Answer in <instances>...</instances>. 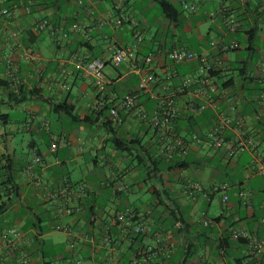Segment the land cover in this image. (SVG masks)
Returning a JSON list of instances; mask_svg holds the SVG:
<instances>
[{
	"label": "crops",
	"instance_id": "0c3cea01",
	"mask_svg": "<svg viewBox=\"0 0 264 264\" xmlns=\"http://www.w3.org/2000/svg\"><path fill=\"white\" fill-rule=\"evenodd\" d=\"M161 1L181 8L176 22L165 16ZM182 1L197 11L185 12ZM3 9L11 16L0 18V264H20L22 254L29 264H108L109 256L129 264L136 249L157 245L150 236L127 238L113 224L124 208L165 230V260L152 254V264H264V253L256 256L232 238L238 230L264 238V200L244 190L253 180L264 186V175L252 165L257 154L264 158V72L258 66L264 60V0H0ZM11 32L16 41L9 40ZM231 42L234 50L222 49ZM122 49H131L132 57L116 64L113 55ZM173 49L219 58L223 66L213 79L219 93L208 99L194 96L193 88L180 93L181 81L198 80L204 72L198 60L172 65L166 55ZM94 59L105 64L103 91L84 70ZM149 73L154 83L140 91V75ZM131 93L135 106L123 110ZM170 93L178 117L166 129L154 128L150 119ZM65 103L74 107V118L58 110ZM217 114L232 119L220 129L226 142L220 149L211 147L210 136ZM239 120L256 151L230 157ZM112 138L124 142L126 151L114 149ZM174 138L184 141L187 153L165 158L166 141ZM35 154L41 157L34 169L41 186L24 172ZM116 182L127 186L121 195L113 191ZM224 183L228 203L213 192ZM65 189L72 193V214L59 211L64 198L49 197ZM216 194L219 208L212 204ZM9 228L22 233L10 238L12 244L3 237ZM226 238L230 245L220 250ZM190 244L196 250L187 255ZM85 251L90 255L83 258Z\"/></svg>",
	"mask_w": 264,
	"mask_h": 264
},
{
	"label": "built area",
	"instance_id": "2783aa9c",
	"mask_svg": "<svg viewBox=\"0 0 264 264\" xmlns=\"http://www.w3.org/2000/svg\"><path fill=\"white\" fill-rule=\"evenodd\" d=\"M20 3H23L24 0H18ZM28 2L34 1V0H27ZM182 7L185 11H188L189 13H195L197 11V6L195 5H188L185 1H182ZM11 16V11L8 9H3L0 11V18L6 17L9 18ZM47 25V22L44 21L37 25V31H42L45 26ZM77 26L74 25L73 29H76ZM62 38H66L67 35L65 33H62ZM9 40L16 41L17 34L14 32H11L8 36ZM212 46H215L214 43H211ZM236 47V44L234 42H231L227 47H223L222 49L225 51L228 50H234ZM132 50L131 49H122L119 51H116L113 55V59L116 64H120L124 62L127 59H130L132 57ZM34 58H36L38 55L34 54ZM167 59L172 65H180L186 62L198 60L201 68L204 72V76L198 80H192V79H184L181 81L178 91L180 93L187 91L190 88H193V94L196 97L201 98H207L209 97V94L219 93L220 89L213 81L214 78L210 76L211 72H217L218 70L222 69L223 63L219 58L214 59L213 61H208L204 57H198L191 51H187L185 49H173L166 55ZM152 55L145 58L144 62L145 64H150L152 61ZM9 64V62H8ZM10 65V64H9ZM259 70L261 72H264V60L259 63ZM104 68L105 64L103 61L94 59L84 64V70L86 74L92 79L95 87L99 91H103L105 87L104 83ZM11 76H16V70L12 68ZM138 72L141 73V69H136ZM154 83V76L149 74L140 75V79L138 82V88L140 91H148L151 87V85ZM261 100L263 101L264 105V91L260 95ZM137 99V95L134 93L126 95L122 102L121 107L123 110H131L135 106V101ZM235 107L232 106L231 110L232 112H235ZM116 111H111V115H116ZM141 119H146L147 116L145 114H139ZM178 117V108L174 100V95L172 93L166 95L164 99H162L160 106L158 110L153 114L151 117V125L154 128H162L165 127L168 128L170 124ZM231 117L225 116L223 114H217V121L213 125L212 132L210 133L211 136V147L214 149H220L223 147V145L226 143L225 139L222 135L219 134L220 129L224 127H229L231 123ZM235 132L237 137H239V140H237L236 143L231 145L229 147V156L234 157L245 150L252 149L254 152L256 151V146L253 140L248 138L245 140V133L243 131V124L241 120L237 121L235 123ZM196 139V137H194ZM197 140V139H196ZM57 149V145L53 144L50 147V152H55ZM178 152L179 156H183L187 153V146L184 143L183 140L180 138H174L172 140L166 141L165 148L162 150V153L165 154V158H171L175 153ZM260 157V155H259ZM258 157V154L255 157V163L252 164L254 167V172L257 175H264V158L261 156ZM41 164V157L38 155H34V158L31 163L27 164L25 167V174L32 179V182H34L37 186L42 185V180L39 175H37L34 172V169L36 166ZM87 188V185L83 184L79 186V192L84 193L85 189ZM229 185L224 183L218 186L213 187L214 193H220L222 195L221 201L222 203H228L230 201L229 195H227ZM127 189L126 185H123L119 182H116L113 185V191L117 195L123 194ZM49 197L52 199H61L64 198V201H61L59 203V211L66 213V214H72V210L69 208V203L72 198V193L68 190L61 191L60 193H50ZM238 197L240 199H244L246 197V193L240 192L238 194ZM79 211V208L76 209ZM259 223L264 227V218L259 221ZM113 224L115 226H118L122 229L124 236L127 238L132 237H139V236H150L155 239V243L157 247L153 248H138L136 249L132 254V259L129 262V264H150L151 259L150 255L154 254L156 259L163 258L165 260V246H163L164 243V233L162 229H155V225L151 221H141L138 219V214L135 210L130 208H124L121 211H118L113 219ZM58 229H62L65 231H69L68 229L58 227ZM108 228L105 230L107 231ZM107 233V232H106ZM22 233L17 230L16 228H9L5 231L3 234L4 239L7 241V243L12 244L10 238L12 239H18L20 238ZM232 238L234 240H246L248 241V247L249 249L254 253L256 256H261L264 253V238H258L257 236L251 235L248 231L245 230H238L234 231L232 234ZM93 242V241H90ZM105 244L107 247L110 246L112 241H109L108 237H105ZM94 245V244H92ZM159 246V247H158ZM109 251L114 256L116 255L113 252V249L110 247ZM20 264H29L28 257L25 254H22V257L20 258ZM70 264H82V261L80 260H72ZM108 264H118V262L113 258L109 256V263Z\"/></svg>",
	"mask_w": 264,
	"mask_h": 264
},
{
	"label": "trees",
	"instance_id": "16d2710c",
	"mask_svg": "<svg viewBox=\"0 0 264 264\" xmlns=\"http://www.w3.org/2000/svg\"><path fill=\"white\" fill-rule=\"evenodd\" d=\"M163 13L165 14V16L171 21V22H176V19H177V16L181 13V8L177 7V6H174V5H170L168 2L166 1H161L159 3ZM220 74V72H211L210 73V76L212 78H215L217 77L218 75ZM225 87V85H224ZM58 110L63 112L64 114H66L67 116H69L70 118H74L73 117V111H74V107L70 104H62V105H59L58 106ZM104 124H110V122H105ZM111 145L113 146L114 149H116L117 151H121V152H124L126 151V144L124 142H122L121 140L119 139H115V138H112L111 139ZM11 191V188L8 189V191ZM3 208V205H0V211L1 209ZM158 220V219H157ZM109 230V229H108ZM107 230V232H109ZM163 233H164V236H165V230H163ZM252 235V234H251ZM260 236V235H259ZM259 236H257L258 238H260ZM141 237V236H139ZM135 238L137 237H132L131 239L132 240H136ZM237 244H241L242 246H247L248 245V241L246 240H234ZM230 245V241L228 238L224 239L223 241H220L219 242V249H224L225 247H228ZM88 247V246H87ZM195 247L190 244L187 249H188V254L190 253H195V250L194 249ZM85 250V249H84ZM83 258H85L86 256L88 257V255H90V253L87 251H85L84 253L81 254ZM166 260H171L170 259V256L169 258H167ZM239 262H237L238 264ZM152 264V263H151ZM154 264H157V263H154Z\"/></svg>",
	"mask_w": 264,
	"mask_h": 264
},
{
	"label": "rangeland",
	"instance_id": "374dc122",
	"mask_svg": "<svg viewBox=\"0 0 264 264\" xmlns=\"http://www.w3.org/2000/svg\"><path fill=\"white\" fill-rule=\"evenodd\" d=\"M185 12H188V11H185ZM64 123H65V125L69 124L67 121H65ZM257 180H259L260 182L263 181L262 178H259ZM255 182L256 181L253 180L251 182L244 183V190H246L248 192L251 191V190H254L261 197V199L264 200V186H262V185L258 186ZM247 196H248V193H247ZM212 204H213L214 208H219L220 207L219 196L217 194H216ZM84 264H90V263L85 261Z\"/></svg>",
	"mask_w": 264,
	"mask_h": 264
}]
</instances>
